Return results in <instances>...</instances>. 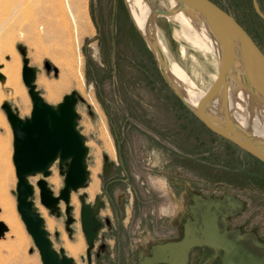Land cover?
<instances>
[{"label":"rangeland","instance_id":"obj_1","mask_svg":"<svg viewBox=\"0 0 264 264\" xmlns=\"http://www.w3.org/2000/svg\"><path fill=\"white\" fill-rule=\"evenodd\" d=\"M213 1L231 13L264 51V21L255 13L251 0ZM149 2L154 11L170 7L169 0ZM258 3L264 11V0H258ZM116 12L121 16L122 26L113 54L109 31L115 28L113 17ZM154 18L159 27L158 35L168 47L165 53L169 61H178L199 87H205L214 71L213 54L190 40L171 34L164 14L158 13ZM173 22L179 28V24ZM39 24L45 26L46 33H36ZM5 32L8 36L3 38ZM17 44L26 47L29 64L36 68L35 83L48 102L56 104L73 89L84 98L76 103L78 126L89 146L88 169L92 174L96 162H99L100 182L99 190L93 196L89 195L87 185L77 193L85 191L87 200L93 202L95 195L107 189L103 197L105 207L100 209V216L110 219V227L101 231L102 237L97 242V245L104 242L108 250L100 256L102 264H136L137 251L132 244L137 230L144 225L153 229L163 221V217H158L159 205L162 204L158 196V181L163 180L162 170L203 179L207 184L219 182L218 185L232 188L247 200L243 215H250V224L257 225L264 234V180L251 174L250 167L247 168L249 153L211 132L187 110L161 76L151 51L130 18L124 0H0V61L4 65L11 63L15 50L21 59ZM61 52L62 60L71 61L76 74V60L81 53L84 83L82 87L71 84L53 100L38 80L44 76L49 83H59L61 68L55 57ZM6 55L9 57L6 58ZM44 60L50 62L49 70L45 68ZM53 66L57 67L56 72ZM15 80L19 89L25 87L21 68ZM1 84L0 182L11 197L14 213L22 224L16 207L17 177L12 161V129L1 103L9 100L24 116L30 114L32 102L29 97L27 109L22 110L13 92L7 91ZM103 154H107L108 161L112 162L113 172L107 178L103 177ZM253 167L255 171L264 169V165L256 159ZM50 169L51 173L45 178L54 193H58L63 185V176L59 173L57 161ZM54 175L58 177L55 182L52 179ZM39 177L41 174L30 177L35 186V204L44 217L54 247H63L71 256L64 246L66 238L74 241L78 234L83 236L79 213L75 214L76 208L71 202L75 220L70 225L69 236L65 228L64 202L60 204V216L51 215L40 202L36 184ZM1 211L0 208V214ZM50 219L53 220L52 227ZM4 224L6 227L0 234V244L8 240L9 227ZM22 227L28 240L27 255L37 257L42 264L31 236L24 224ZM0 248L2 264L6 262L9 251L6 247ZM85 250L77 257L71 256L76 264H86ZM92 263H95L94 255Z\"/></svg>","mask_w":264,"mask_h":264},{"label":"water","instance_id":"obj_2","mask_svg":"<svg viewBox=\"0 0 264 264\" xmlns=\"http://www.w3.org/2000/svg\"><path fill=\"white\" fill-rule=\"evenodd\" d=\"M199 17L210 39L214 51V71L210 82L202 87V95L193 103L183 87L166 70L167 58L160 51L149 27H139L135 22L126 0L124 3L131 20L151 51L157 68L170 89L182 103L206 127L224 137L249 154L264 162V51L245 27L226 9L213 0H183ZM255 13L264 21V11L258 0H251ZM156 14L166 16L171 34L174 22L166 15V10L155 9ZM155 21V18H154ZM176 36V35H175ZM21 54V77L32 102L30 114L20 115L16 106L4 100L1 107L12 129V161L16 183V207L26 231L38 250L42 264H76L63 247L56 249L50 239L45 220L35 204V186L30 177L41 174L36 180L40 202L51 215L60 216V202L63 201L65 228L71 236L70 225L74 222L71 193L87 185L89 177V146L86 136L78 126L79 113L76 103L84 98L73 89L65 93L56 104L48 102L35 83L36 68L29 64L26 47L17 44ZM9 55H6L8 58ZM47 70L51 67L44 60ZM56 72L57 67L53 66ZM231 76V77H230ZM5 79L0 71V82ZM239 81V86L249 101V107L259 120L252 126L243 124L238 118L230 93V81ZM103 177L112 175V162L103 154ZM57 161L63 185L54 193L46 176ZM176 201L170 203L174 216H167L166 223L173 227V236H155L146 227L144 235L138 238L136 264H204L219 258V264H264V250L247 241L243 234L228 229L226 216L240 206L230 195L204 198L190 203L187 209L181 198L166 190ZM107 189L95 195L93 202L87 200V193H78L79 221L86 243V264H92V251L99 240V233L110 227V219L100 216L105 207L104 195ZM204 197V196H203ZM5 224L0 221V234ZM106 251L103 242L98 246ZM98 264V263H97Z\"/></svg>","mask_w":264,"mask_h":264},{"label":"bare ground","instance_id":"obj_3","mask_svg":"<svg viewBox=\"0 0 264 264\" xmlns=\"http://www.w3.org/2000/svg\"><path fill=\"white\" fill-rule=\"evenodd\" d=\"M169 1H170V7L169 9L166 10L165 13L170 19H172V21H176L179 24V28L174 25V31H173L174 35L190 40L193 44L199 46L200 48L206 51L211 52L214 56V51L210 39L206 33V30L202 26V23L199 17L197 16V14L183 0H169ZM126 2L128 4L130 13L132 14L135 22L141 28H143L144 26L146 27V23H147V26L149 27L150 31H152L151 33H153L154 35L155 41L160 51L167 58L165 52L168 51V47L158 35L159 27L153 18L156 10L155 11L153 10L149 0H126ZM36 33L38 35H40L41 33H46L45 26L43 24L37 25ZM7 36L8 33L5 32L3 34V38ZM14 52L15 55L10 64L4 65L0 61V71L2 73L5 72L3 73L5 79L1 85L4 88H6L7 91H12L13 92L12 95H14L17 98L16 100H18L20 106L23 107L22 110H26L29 96L27 93V89L22 86H21L22 88L19 89L16 83L15 76H17L20 73L21 59L19 53L16 50ZM61 54L62 52L58 57H55V61L61 68V74H60L61 76L59 83L57 84L49 83L47 81V78L44 76H42L38 80L39 84L43 85L46 88L49 98L50 99L53 98V100L57 94L60 95V93L63 90H66L68 87H70L71 84L76 83L78 87H82L84 83L81 53L80 52L78 53V58L76 60L78 67V74H76L77 71L75 73V71L73 70L71 66L72 65L71 61L62 60ZM37 59L38 56L35 57V60ZM166 60H167L166 70L183 87L190 100L193 103H197L202 95V91H203L202 87L198 86V84L193 80V78L187 73V71L178 61H169L168 58ZM1 93L2 91L0 90V94ZM230 93L233 94L232 103L234 105V109L236 111L238 118L241 120L243 124L252 126V129L254 130L255 128L253 127V123L258 121L259 118L256 115H254L252 109L249 107L248 98L244 92V89L241 87V85L239 86V81L237 80L230 81ZM108 147L110 146L108 145ZM111 148H113V146ZM96 163L97 165L92 169V174L89 171V176L91 175V182H89V184L87 183L88 193L91 196H93L99 190V182H100L98 177L99 162ZM52 179L55 182L58 180V177L54 175ZM77 194H78L77 192H72L70 199V203L72 202V204L75 205L76 208L75 214L79 213V201ZM11 200H12L11 197L5 190L4 184L0 182V208L2 209L0 214V221L6 223L9 227L7 242L6 243L3 242L0 244V247H6L7 250L9 251V255L7 257L6 262L3 261L4 263L2 264H18V263L39 264L37 257H30L26 253V249L28 246L27 236L23 231L24 229L22 227L23 223L21 224L20 219L16 216L17 213L16 212H15L16 214L14 213L15 209L13 208L14 205L12 203L13 201ZM61 202L60 204H62ZM49 223H50V227H52L53 220L50 219ZM64 247L71 256L77 257L80 255V253L84 252L86 245L83 236L81 234H78L76 236V240L74 241H70L69 239L66 238Z\"/></svg>","mask_w":264,"mask_h":264},{"label":"flooded vegetation","instance_id":"obj_4","mask_svg":"<svg viewBox=\"0 0 264 264\" xmlns=\"http://www.w3.org/2000/svg\"><path fill=\"white\" fill-rule=\"evenodd\" d=\"M120 14L114 13V26L115 28H112L109 31V38H110V50L114 54L116 52L117 44L119 42V35H120V29H121V20H120ZM116 19V21H115ZM134 24V23H133ZM103 35V33H102ZM105 35V33H104ZM141 48V47H140ZM246 166L249 168L251 174H255L258 176L259 179L264 180V169L255 171L253 167V161L256 159L254 156H251L250 154L246 157ZM257 160V159H256ZM262 165H264L263 162L260 160H257ZM162 179L159 180V197H161V203L159 207L165 206L167 207L170 203L173 202V204L176 203L174 199H172L166 192V190H169L172 192L176 197H179L183 200L185 207L188 209L190 203H195L196 201H201L204 198H211V197H225L227 194L230 195V199L234 202H229L231 205L235 204L236 202H240V206H237L234 212L228 214L226 216V220L228 223V229L233 230L235 232H239L243 234L244 238L247 241L252 242L253 244L257 245L260 249L264 250V234L259 230V227L257 225L250 224V218L246 215H243L247 208V200L244 196L237 193L235 190L229 187H225L222 185H218L219 182H214L213 184H207L203 179H194L192 177H186L181 176L179 174H170V172H164V170L161 171ZM226 184V183H225ZM206 185V187H205ZM204 196V197H203ZM104 217V216H103ZM242 217L241 219H239ZM108 227V226H105ZM104 227V228H105ZM148 228L150 230V227L147 225H144L141 230H137L136 236L133 238V247H136V251L138 250V238H141L142 235H144L145 228ZM103 228V229H104ZM109 228V227H108ZM102 229V230H103ZM101 230V231H102ZM101 231L99 233V240L102 237ZM98 240V241H99ZM97 241V242H98ZM97 242L95 243V248L92 251V256L95 257V263L94 264H102V259L100 256H102V252L100 251V256L96 257V252L98 250ZM97 246V247H96ZM138 256V252H137ZM219 258L216 257L214 262H212V258L209 262H205L204 264H219ZM93 264V263H92ZM198 264V263H195Z\"/></svg>","mask_w":264,"mask_h":264},{"label":"crops","instance_id":"obj_5","mask_svg":"<svg viewBox=\"0 0 264 264\" xmlns=\"http://www.w3.org/2000/svg\"><path fill=\"white\" fill-rule=\"evenodd\" d=\"M161 208V207H159ZM158 217H162L160 215V209L158 210ZM167 216L163 217V221L160 223L158 227L150 228V231L155 236H173L175 234V230L173 227L169 226L167 223Z\"/></svg>","mask_w":264,"mask_h":264},{"label":"clouds","instance_id":"obj_6","mask_svg":"<svg viewBox=\"0 0 264 264\" xmlns=\"http://www.w3.org/2000/svg\"><path fill=\"white\" fill-rule=\"evenodd\" d=\"M160 215L162 217H165V216H174L175 215V211L174 209L171 207V206H162L160 208Z\"/></svg>","mask_w":264,"mask_h":264},{"label":"trees","instance_id":"obj_7","mask_svg":"<svg viewBox=\"0 0 264 264\" xmlns=\"http://www.w3.org/2000/svg\"><path fill=\"white\" fill-rule=\"evenodd\" d=\"M246 29V28H245ZM247 30V29H246ZM248 31V30H247ZM249 32V31H248ZM252 36V35H251ZM173 95H174V93H172ZM191 114H192V112L189 110V109H187ZM194 116V115H193ZM195 118H196V120H198L201 124H203V126H205L206 127V125H204V123L199 119V118H197L196 116H194ZM207 128V127H206ZM211 132H213L212 130H210ZM220 136V135H219ZM222 137V136H221ZM224 138V137H223ZM251 155V154H250ZM251 156H253V155H251ZM256 158V157H255ZM257 160H259L258 158H256ZM261 161V160H260ZM261 162H263V161H261ZM264 163V162H263Z\"/></svg>","mask_w":264,"mask_h":264}]
</instances>
